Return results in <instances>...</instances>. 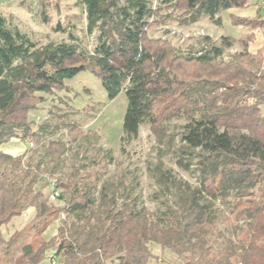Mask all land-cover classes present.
<instances>
[{"label":"trees","instance_id":"trees-1","mask_svg":"<svg viewBox=\"0 0 264 264\" xmlns=\"http://www.w3.org/2000/svg\"><path fill=\"white\" fill-rule=\"evenodd\" d=\"M168 1L195 24L245 9L251 0ZM80 4L88 35H97L90 55L64 42L40 46L0 10V147L18 138L43 148L40 162L0 150V264H11L12 249L26 238L31 241L23 247L21 264H50L51 257L59 264H149L155 259L149 245L169 250L182 264H264V59L248 52L255 35L230 62L220 60L234 45L229 38L221 47L179 55L167 41L148 37L156 15L149 0ZM233 23L264 31V18ZM56 32L66 31L58 25ZM73 33L68 31L71 38ZM83 72L100 79L109 100L125 94L121 145L137 140L148 124L158 144L169 145L162 154H172L178 167L190 171L196 162L195 186L178 181L163 161L153 170L161 192L175 190V201L164 212L152 213L115 176L92 185L54 178L66 165L67 145L46 144L44 128L33 131L27 120L43 102L42 94L65 89ZM249 99L254 103L241 105ZM172 119L186 121L179 146L167 133ZM66 127L80 134L74 124ZM223 208L230 216L225 222L234 223L233 234L243 235L215 248L211 236L224 237ZM30 209L33 220L7 239L5 227ZM56 222V236L45 240Z\"/></svg>","mask_w":264,"mask_h":264},{"label":"rangeland","instance_id":"rangeland-1","mask_svg":"<svg viewBox=\"0 0 264 264\" xmlns=\"http://www.w3.org/2000/svg\"><path fill=\"white\" fill-rule=\"evenodd\" d=\"M149 1L156 15L151 20L155 25L148 30V37L167 41L175 46L179 55H196L195 53L203 48L221 47L222 39L229 38L234 40V45L224 49L220 60L230 62L233 57L245 52L244 42L249 39V35L254 34L255 39L248 45V52L251 55L259 54L260 60L263 61L264 31L254 32L234 24L233 20L242 17L264 18V0H251L250 6L245 9L223 11L214 20L202 18L195 24L189 22V15L185 11L174 10L168 0ZM0 10L14 26L40 46L64 42L83 51L85 55H90L96 45L97 35H88L86 31L87 22L80 0H0ZM58 25L66 32H56ZM69 30L74 32L75 38L69 36ZM41 97L43 102L30 113L27 121L33 131L44 128L41 134L46 144L58 140L67 145L64 154L66 165L55 179L92 185L96 180L104 181L115 176L123 181L125 187L133 190L141 203L152 213L158 210L164 212L167 204H173L176 197L174 189L161 192L156 182L153 170L159 161L164 162L165 167L172 171L178 181L196 185V162L190 171L178 167L177 159L172 154H162L161 150H166L169 145L158 144L148 124L141 127L137 140L121 145L127 110L126 96L122 92L116 99L109 100L100 79L91 72H83L73 80L67 81L65 89L42 94ZM253 103L254 100L249 99L241 105ZM261 109L264 114V106ZM70 124L79 128V135L68 133L66 126ZM185 124L184 119H172L167 122L168 135H175L174 146L180 145V133ZM0 150L14 158L24 156L25 161L40 162L43 157V148L25 144L18 138H11ZM223 211L224 216H219V222L224 237L218 236L217 233L211 236V239L216 240L215 248L225 244L226 240L238 242L243 235L238 233L236 237L233 234L234 223L225 222L230 216L224 208ZM34 216L35 213L30 209L22 217L14 218L4 229L5 237L8 239L15 231L22 230ZM239 225L245 231V224ZM58 226V222L51 225L46 230L44 239L49 241L54 238ZM30 241V238H26L15 245L8 256L11 264H21L23 247ZM149 250L155 256L149 264H182L174 254L160 246L149 245ZM56 264H59L58 260Z\"/></svg>","mask_w":264,"mask_h":264},{"label":"built area","instance_id":"built-area-1","mask_svg":"<svg viewBox=\"0 0 264 264\" xmlns=\"http://www.w3.org/2000/svg\"><path fill=\"white\" fill-rule=\"evenodd\" d=\"M57 196H58V193L57 192H53L52 195H51V199L55 200ZM48 261H49L50 264H56V258L55 257L49 258Z\"/></svg>","mask_w":264,"mask_h":264}]
</instances>
